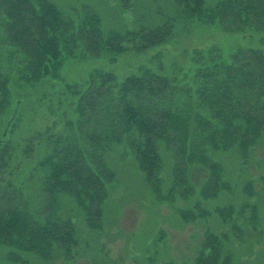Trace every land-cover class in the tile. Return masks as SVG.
Returning <instances> with one entry per match:
<instances>
[{
    "label": "trees",
    "instance_id": "trees-1",
    "mask_svg": "<svg viewBox=\"0 0 264 264\" xmlns=\"http://www.w3.org/2000/svg\"><path fill=\"white\" fill-rule=\"evenodd\" d=\"M174 1L177 19L104 36L89 10L70 18L49 0H0V245L13 264L75 256L78 228L64 205L90 230L100 228L116 184L108 160L115 150L130 156L155 200L186 222L209 215L203 202L232 194L217 155L234 152L243 166L264 139V38H257L264 0ZM180 21L249 42L229 54L215 43L194 47L189 67L169 74L141 66L123 80L102 69L87 70L80 81L63 76L69 64L101 49L115 57L162 44ZM197 169L199 185L192 180ZM243 187L251 196V184ZM196 195L193 208L175 206ZM234 206L215 208L231 234L207 231L194 264L233 263L229 245L244 233L239 217L256 230L254 204Z\"/></svg>",
    "mask_w": 264,
    "mask_h": 264
},
{
    "label": "rangeland",
    "instance_id": "rangeland-1",
    "mask_svg": "<svg viewBox=\"0 0 264 264\" xmlns=\"http://www.w3.org/2000/svg\"><path fill=\"white\" fill-rule=\"evenodd\" d=\"M49 1L70 18L86 10L95 13L104 36L124 35L142 26H160L179 16L174 0ZM257 38H264V34L257 35ZM248 42L243 35L223 32L217 26L180 21L175 23L172 34L162 44L115 57L101 49L98 56L86 55L81 63L69 64L63 70V76L68 81H80L87 70L102 69L123 80L141 66L169 74L177 72L178 66L189 67L188 52L194 47L215 43L229 54L236 45ZM217 156H220L217 159L222 163L224 177L233 181L234 190L232 194L223 193L212 201L203 202L202 207L209 211L207 217L186 222L170 204L155 200L130 156H121L115 150L108 160L116 173V184L105 202L100 228L90 230L77 216L76 210L72 211L71 205L65 204L64 209L62 206L63 214L73 217L77 224L79 243L75 256L69 259L56 257L49 264H194L199 244L207 231L231 234L229 226L223 225L215 213V208L232 203L238 209L244 200L249 205L254 204L260 218L259 225L254 230L244 224L242 217L236 219L244 233L240 241L235 239L229 245L234 259L232 264H264V139L251 151L243 166L234 152ZM168 169L167 166L163 172L165 180L169 177ZM192 172V180L199 185L203 170ZM247 182L251 184V196L242 191ZM197 197L178 198L175 206L178 209L193 208ZM0 264H13L4 245H0ZM29 264L43 263L34 258Z\"/></svg>",
    "mask_w": 264,
    "mask_h": 264
}]
</instances>
